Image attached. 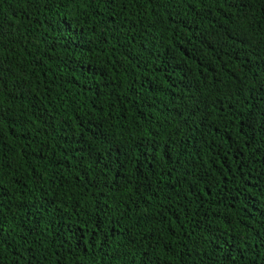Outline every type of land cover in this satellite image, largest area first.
<instances>
[{
  "label": "trees",
  "instance_id": "1",
  "mask_svg": "<svg viewBox=\"0 0 264 264\" xmlns=\"http://www.w3.org/2000/svg\"><path fill=\"white\" fill-rule=\"evenodd\" d=\"M0 264H264V0H0Z\"/></svg>",
  "mask_w": 264,
  "mask_h": 264
}]
</instances>
